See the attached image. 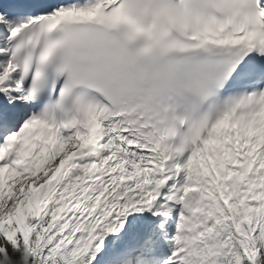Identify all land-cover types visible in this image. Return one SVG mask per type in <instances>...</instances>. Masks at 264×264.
I'll return each instance as SVG.
<instances>
[{
	"label": "snow or ice",
	"instance_id": "6c2138e0",
	"mask_svg": "<svg viewBox=\"0 0 264 264\" xmlns=\"http://www.w3.org/2000/svg\"><path fill=\"white\" fill-rule=\"evenodd\" d=\"M0 264H264V0H0Z\"/></svg>",
	"mask_w": 264,
	"mask_h": 264
}]
</instances>
